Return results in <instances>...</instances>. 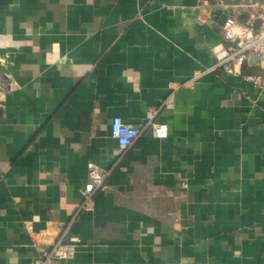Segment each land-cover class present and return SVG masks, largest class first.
<instances>
[{
  "label": "crops",
  "instance_id": "1",
  "mask_svg": "<svg viewBox=\"0 0 264 264\" xmlns=\"http://www.w3.org/2000/svg\"><path fill=\"white\" fill-rule=\"evenodd\" d=\"M214 1L0 0V264L75 213L52 264H264V86L203 72L235 14ZM114 116L140 129L122 154ZM88 161L107 176L77 212Z\"/></svg>",
  "mask_w": 264,
  "mask_h": 264
},
{
  "label": "built area",
  "instance_id": "2",
  "mask_svg": "<svg viewBox=\"0 0 264 264\" xmlns=\"http://www.w3.org/2000/svg\"><path fill=\"white\" fill-rule=\"evenodd\" d=\"M198 7L204 10L208 0H197ZM219 6L229 5L235 14L226 15L223 19L221 29L224 44H217L212 48L215 56L214 63L203 72L221 69L227 74L241 75V67L247 62L250 53H256L258 59L255 62L259 73L243 75L244 78L256 86H264V0H215ZM247 15L246 20L238 17ZM258 20V25L253 23ZM201 70H196L192 77L182 85H191L198 78ZM5 85L0 82V105L6 93ZM172 94L161 99L159 105H168L171 102ZM157 109H149L146 113V124L151 126L153 136L163 138L167 134L165 123L155 122L154 116ZM140 129L125 123L119 116H114L110 124V136L115 139L119 153H124L132 146L139 136ZM87 181L82 191V200L78 211L89 210L93 207L94 193L102 187L107 176V171L99 170L93 162L86 164ZM77 213L72 215L68 221H55L54 226L59 229L56 238L50 247L43 250L35 260V264H52L57 258H68L73 254L74 246L79 242L76 234L70 233V227ZM66 240V241H64Z\"/></svg>",
  "mask_w": 264,
  "mask_h": 264
},
{
  "label": "water",
  "instance_id": "3",
  "mask_svg": "<svg viewBox=\"0 0 264 264\" xmlns=\"http://www.w3.org/2000/svg\"><path fill=\"white\" fill-rule=\"evenodd\" d=\"M258 20H255L253 25L256 27L258 25ZM258 59V55L256 53H250L247 62L253 65Z\"/></svg>",
  "mask_w": 264,
  "mask_h": 264
},
{
  "label": "trees",
  "instance_id": "4",
  "mask_svg": "<svg viewBox=\"0 0 264 264\" xmlns=\"http://www.w3.org/2000/svg\"><path fill=\"white\" fill-rule=\"evenodd\" d=\"M247 63H245V65H246Z\"/></svg>",
  "mask_w": 264,
  "mask_h": 264
}]
</instances>
